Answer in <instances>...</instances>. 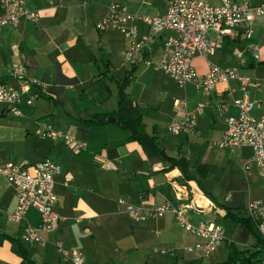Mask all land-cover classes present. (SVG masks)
<instances>
[{
	"label": "crops",
	"instance_id": "obj_1",
	"mask_svg": "<svg viewBox=\"0 0 264 264\" xmlns=\"http://www.w3.org/2000/svg\"><path fill=\"white\" fill-rule=\"evenodd\" d=\"M207 1L220 4V0ZM26 2L39 13L38 21H22L16 27L0 29V79L15 86V73L22 70L24 78L32 83L28 95L17 105L19 116L0 105V157L14 163L50 159L60 166L61 174L55 179V212L61 222L54 233L43 234L44 244L23 241L26 228L39 225V215L29 211L19 224L8 223L6 214L13 211L16 198L0 176V264H22L19 247L33 264H66L55 242L79 251L85 264H221L232 248L253 251L255 238L226 219L225 210L247 219L246 203L264 201V178L254 166L244 172L252 156L249 148L213 151L210 147L221 138L226 118L238 115L232 101L244 96L240 82L231 80L210 91L192 83L178 88L154 68L163 58L164 34L153 35L146 55L151 66H146L125 60L127 38L95 29L112 3L132 15L153 17L165 14L168 0ZM136 25L140 35L147 32L139 22ZM207 38L216 40L217 36L209 32ZM249 46L256 48L258 59L251 57ZM207 62L237 67L240 78L256 79L260 87H247L245 91L256 103L250 115L256 119L264 115L263 17L255 18L249 40L223 37L222 48ZM192 67L200 76L208 70L199 56L193 58ZM130 72L131 79L123 90L126 99L136 108L144 132L156 139L158 148L171 158L187 162L188 179L177 168L164 172L169 164L159 156L148 157L137 142L127 141L129 134L117 124L118 83ZM28 96H34L31 105L25 104ZM197 105L203 108L196 118L195 131L170 134V124ZM101 117H106L103 123ZM43 132L50 133L51 138H41ZM33 136L47 141V152L32 143ZM76 144L83 148L74 154L72 147ZM174 186L185 198L195 193L211 204L202 213H189L192 225L204 221L223 229L224 241L208 260L198 250L184 252L201 240L185 233L172 214L138 224L125 213L127 206H179L185 200L177 199ZM254 264H264V260L261 257Z\"/></svg>",
	"mask_w": 264,
	"mask_h": 264
},
{
	"label": "built area",
	"instance_id": "obj_2",
	"mask_svg": "<svg viewBox=\"0 0 264 264\" xmlns=\"http://www.w3.org/2000/svg\"><path fill=\"white\" fill-rule=\"evenodd\" d=\"M0 8V29L16 27L22 21L36 23L39 18V13L30 9L26 0H1ZM256 17L264 18V0H257L256 3L252 0H240L238 3L220 0L218 5H211L207 0H169L165 14L153 17L132 15L124 7L112 3L95 29L100 33L114 31L127 38L129 48L124 53L125 60L130 64L140 63L146 66H151L146 55L150 52L153 35L164 34L163 58L154 68L165 73L178 88L192 83L199 89L210 91L218 84L238 80L244 92L242 99L232 101L238 115L226 118L221 138L212 142L210 147L213 151L249 148L252 156L245 163L244 172L248 173L254 166L264 178V115L259 119L250 115L256 103L250 101L245 92L247 87L258 89L260 83L256 79L240 78L237 67H220L207 62L209 57L222 48L223 37L249 40ZM136 22L145 27L147 32L140 35ZM209 32L215 33L217 39H208ZM247 50L253 59H258L255 47L249 46ZM236 55H240L239 51ZM195 56H199L208 65L207 73L203 76L198 75L192 67ZM15 78V86L0 83V105L17 117L20 115L17 105L24 95H28L32 83L24 78L22 70L15 73ZM33 100L34 96H28L25 104L31 105ZM174 105L177 106L178 102ZM202 108L203 105H197L181 120L170 124L169 133L174 136L193 133L196 118ZM221 110L225 111V107ZM39 136L51 138L48 132L40 133ZM82 148V144H76L72 147V152L76 154ZM60 174V166L50 159L37 163H14L0 157V176L12 188L16 198V205L13 211L6 214V221L19 224L29 211L39 215V225L27 227L23 241L33 245L44 244L46 241L43 234L54 233L58 229L61 219L55 212V179ZM175 195L178 200L185 202L177 207L169 203L147 209L127 206L125 213L138 224L156 221L166 214H172L185 233L201 240L193 247L184 249V252L198 250L202 258L208 260L224 241L223 229L204 221L192 225L189 213H202L211 204L199 194H191L188 199L175 189ZM244 209L259 235L264 238V201H248ZM55 248L64 263L85 264L82 254L76 249H66L59 242H55ZM262 259L264 260V253Z\"/></svg>",
	"mask_w": 264,
	"mask_h": 264
},
{
	"label": "trees",
	"instance_id": "obj_3",
	"mask_svg": "<svg viewBox=\"0 0 264 264\" xmlns=\"http://www.w3.org/2000/svg\"><path fill=\"white\" fill-rule=\"evenodd\" d=\"M131 76L132 72L128 73L124 79L118 83V106L116 112L114 113L117 124L129 134L127 141L137 142L148 157L159 156L169 164L168 169L164 170V172H169V170L177 168L181 172L183 178L188 179L187 162L184 159L177 160L167 156L161 149L158 148L156 139L148 136L144 132L141 116L138 114L136 108L126 99L123 92L125 86L130 81ZM3 81L4 79H0V83H3ZM105 118L106 117H101L100 123H103ZM225 218L231 220L236 225L244 227L249 234L255 238L256 244L253 251L245 250L238 252L235 248H232V252L229 254L228 259L221 264H254V261L259 260L264 253V238L259 235L255 225L249 218H237L228 210H225ZM4 238L9 240L11 243H18L8 237ZM17 253L22 259V264H33L22 247L18 248Z\"/></svg>",
	"mask_w": 264,
	"mask_h": 264
},
{
	"label": "rangeland",
	"instance_id": "obj_4",
	"mask_svg": "<svg viewBox=\"0 0 264 264\" xmlns=\"http://www.w3.org/2000/svg\"><path fill=\"white\" fill-rule=\"evenodd\" d=\"M31 141H32V143L33 144H35V145H38V146H40V147H44V148H46V152H47V150L49 149V147L47 146V141H45V140H41V139H39V138H37V137H35V136H33L32 138H31ZM45 152V153H46ZM42 153H44V152H42ZM36 156L38 155V153H36L35 154ZM40 156V155H39ZM13 158H15V156H13ZM3 220H1L0 221V223L2 222ZM162 254H164L165 253V251H162L161 252ZM138 255H139V259H141V252L139 251V253H138ZM205 262V261H204ZM206 263V262H205ZM208 263V262H207Z\"/></svg>",
	"mask_w": 264,
	"mask_h": 264
}]
</instances>
